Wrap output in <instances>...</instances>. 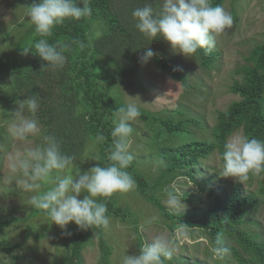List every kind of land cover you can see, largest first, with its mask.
Returning <instances> with one entry per match:
<instances>
[{
  "label": "trees",
  "instance_id": "obj_1",
  "mask_svg": "<svg viewBox=\"0 0 264 264\" xmlns=\"http://www.w3.org/2000/svg\"><path fill=\"white\" fill-rule=\"evenodd\" d=\"M224 1L211 0V3L223 6ZM77 3H82V0H77ZM89 3L93 10L90 18L67 19L54 28L51 37L46 38L49 43L59 41L69 45L70 51L66 53L68 59L63 67H47V62L39 56L32 52L25 54L24 49L33 50L34 42L42 38L36 36L34 26L29 25L30 29L26 34L30 35H25L17 46L19 57L26 64L22 63V70L12 78L13 89L17 94L10 90L6 99L12 104L29 96L39 97L36 116L43 127L39 146L43 145V136L55 135L62 152L74 157V162L84 154L89 139L95 141L98 133L103 134L104 142L97 145L99 166H106L108 149L112 144V117L125 103L110 94L111 76L108 68L101 66L102 61L112 63L121 75L131 76L143 66L139 57L146 48H151L156 53L151 61L167 69L164 56L167 41L163 38L153 41L146 39L133 27L131 19V12L135 8L143 7L146 3L157 7V0H89ZM96 30L101 31V36H95ZM81 43L83 47H80ZM220 54L216 45L210 53L199 49L195 56L202 66L210 67L217 62ZM245 59L247 63L237 69L242 74V80H235L231 85V91L238 94L239 98L233 100L226 109L218 111V120L213 127L214 139L198 138L190 128L200 125L194 117L164 119L152 111H141V117L149 125L155 126L153 138L159 144L157 154L167 166L160 169L154 182L133 161L127 171L135 179L139 192L170 221L168 225L173 234L175 226L181 223L206 231L212 243L221 234L223 244L231 254L224 261L234 260L235 264H264L263 234L249 228L250 224L256 223L250 217L251 214L264 200V172L249 176L251 179L260 178L259 187L255 191L246 189L238 181H222L230 184L229 191L214 195V183L221 181V178L202 165V159L216 150L219 151L222 161L224 143L237 131H242L249 138L264 140V43L257 44ZM171 73L182 80L184 85H189L182 73ZM178 176L188 178L199 191L214 200L199 212L187 215L170 212L156 191ZM114 194L110 198L97 199L107 204L108 215L113 213L126 221L133 219L135 222L136 215L118 206ZM185 197L192 198L193 195L187 192ZM13 220L14 218L0 220V236ZM95 229L100 236L103 262L111 264V247L105 240L103 228ZM136 229L140 251L144 241L140 230ZM90 230L92 228H76L74 240L58 264H83L82 249L89 238ZM172 263V259L165 261V264ZM180 264L204 263L198 259H186Z\"/></svg>",
  "mask_w": 264,
  "mask_h": 264
},
{
  "label": "rangeland",
  "instance_id": "obj_2",
  "mask_svg": "<svg viewBox=\"0 0 264 264\" xmlns=\"http://www.w3.org/2000/svg\"><path fill=\"white\" fill-rule=\"evenodd\" d=\"M38 2L39 0H0V220L14 218L0 236V264H58L69 250L77 228L74 222L66 230L51 224L43 210H35L30 206L31 196L46 191L51 184L41 182L39 190L25 191L17 185L22 173L13 167L17 158L23 156L27 149L39 146L41 134L30 136L27 141L14 139L9 127L18 104H11L6 99L10 90L17 94L13 89L12 78L22 70L23 63L17 46L25 35H30L26 34L30 29L27 11L31 4ZM222 7L232 15L233 26L216 37L217 49L221 54L215 64L210 67L202 66L195 55L190 58L177 54L166 42L164 56L167 69L150 60L134 75L123 76L112 63L102 61L101 66L107 67L111 76L110 94L118 101L136 103L140 111H152L164 119L194 117L200 125L190 128L198 138L214 139L213 127L218 120V111L226 109L233 100L239 98L238 94L231 91L234 81L242 80V74L237 69L247 63L246 56L257 44L264 43V0H225ZM16 65H19L18 68H15ZM174 71L182 73L189 85H184L182 80L174 77L171 73ZM132 126L134 132L130 151L134 155L133 162L154 182L160 169L164 167L159 165V144L153 138L155 126L149 125L141 116ZM42 128L41 124V131ZM235 134L243 135L242 131L233 135ZM97 156L99 157L98 145L89 139L84 154L74 164L83 173L99 166V161L93 159ZM221 164L218 150L202 159V165L221 178V181L214 183V195L229 191L230 184L222 181H238L232 177L220 176ZM65 172L74 173L75 168L66 169ZM259 179L254 177L243 183L238 182L246 189L255 191L259 187ZM173 181L183 191L182 199L186 204L184 210L175 213L177 215L199 212L214 200L199 191L188 178L178 176L158 188L156 193L161 201V190ZM187 192L193 197H185ZM85 195L87 193L82 192L79 198L83 199ZM114 199L118 206L132 211L137 218L133 222V219L126 221L113 213L108 215L110 225L107 229L103 228V233L111 247V264H121L124 255L140 254L136 228L140 230L144 244L150 243L158 234L174 235L168 225L170 221L139 192L137 186L127 193H115ZM152 217L156 219L151 224H145L142 230L141 224ZM250 217L256 223L250 224L249 228L254 232H262L264 237V200ZM186 230L187 238L177 242L171 258L172 264H180L186 259H198L204 264H235L234 260L216 259L209 252L208 243L201 240V237H207L208 242L212 243L206 231L189 226H186ZM102 254L100 236L94 228L90 230L82 249L83 264H105Z\"/></svg>",
  "mask_w": 264,
  "mask_h": 264
},
{
  "label": "clouds",
  "instance_id": "obj_3",
  "mask_svg": "<svg viewBox=\"0 0 264 264\" xmlns=\"http://www.w3.org/2000/svg\"><path fill=\"white\" fill-rule=\"evenodd\" d=\"M158 6L146 3L131 12L133 27L148 40L163 38L173 51L185 57H193L199 49L210 53L216 47V37L233 26L232 15L219 4L213 5L211 0H157ZM82 4V6H81ZM93 10L89 0H39L27 11L29 23L34 26L36 36L42 37L34 42L32 52L47 62V67H63L70 51L69 45L57 41L49 43L47 37L53 35L55 27L62 25L67 19L80 20L90 18ZM95 36H101L96 30ZM83 47V43L80 44ZM156 53L146 48L139 57L142 65L147 64ZM129 96V95H128ZM18 110L12 114L9 132L14 139L27 141L30 136L41 132V124L36 116L39 109V97L29 96L17 100ZM25 113H30L26 115ZM141 116L140 107L136 103L126 102L119 107L112 117V144L108 149V164L95 166L84 171L75 166L74 157L62 152L61 144L55 135L43 136V145L29 148L18 157L13 167L18 168L22 176L17 185L25 191H36L41 182L51 184L46 191L31 196L30 206L35 210H43L51 224L67 229L70 223L81 230L89 228L107 229L110 225L108 208L105 202L97 198H110L114 193H127L136 188V181L127 171L134 159L132 146L133 122ZM105 136L98 133L95 142L103 143ZM99 161V157H94ZM166 167V162L159 161ZM75 168V172H65ZM264 172V140L235 134L229 137L222 152V164L219 175L232 177L243 183L250 175ZM162 203L173 213L186 208L182 199L183 191L177 187L176 181L162 190ZM87 193L80 199L81 193ZM152 217L141 224H151ZM70 234V233H69ZM187 238L186 224L175 226L174 235L158 234L140 248L136 256L124 255L121 264H165L176 250L177 242ZM208 243L209 252L219 260H223L229 249L224 246L221 234L213 243L207 237H201Z\"/></svg>",
  "mask_w": 264,
  "mask_h": 264
}]
</instances>
